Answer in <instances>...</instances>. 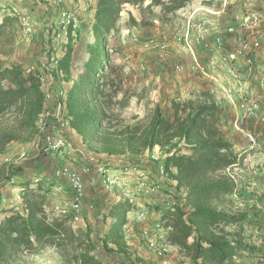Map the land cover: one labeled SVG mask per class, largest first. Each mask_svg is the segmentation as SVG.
<instances>
[{
  "label": "trees",
  "instance_id": "1",
  "mask_svg": "<svg viewBox=\"0 0 264 264\" xmlns=\"http://www.w3.org/2000/svg\"><path fill=\"white\" fill-rule=\"evenodd\" d=\"M149 1V3H147ZM191 0H96L93 30L96 44L92 58L79 80L66 92L71 127L89 151L106 156L140 154L160 147L169 177L185 190V202L164 210L161 221L166 240L184 252L191 264H236L242 252H252L242 229L226 232L223 227L245 222L247 214L232 207L233 195L242 196L225 169L238 161L237 151L227 141L219 125V107L210 98L201 104L171 101L170 112L154 107L147 124H113L102 73L105 36L113 29L125 5L135 7L140 16L152 15L159 7L163 16L184 8ZM130 19L135 21L130 14ZM8 20L3 18V24ZM70 49L58 61L57 70L68 75ZM105 79V80H104ZM40 75L35 70L11 66L0 68V155L12 142L36 134V118L43 107ZM187 151L186 152H184ZM239 183V182H238ZM23 211H10L0 222V264H17V258L38 255L46 248L66 256L73 264H111L93 254L87 229L74 230L63 217H51L44 198L29 187L21 195ZM114 224L103 234L101 246L108 253L128 254L122 229L132 205L113 202L109 207ZM251 221V220H250ZM191 239L192 241H189ZM130 264L135 260L128 258Z\"/></svg>",
  "mask_w": 264,
  "mask_h": 264
},
{
  "label": "rangeland",
  "instance_id": "2",
  "mask_svg": "<svg viewBox=\"0 0 264 264\" xmlns=\"http://www.w3.org/2000/svg\"><path fill=\"white\" fill-rule=\"evenodd\" d=\"M95 4L96 0H63V8L71 14L70 23L63 34L61 29H57L54 25V21L57 19V8L51 7L46 1L24 0L18 4L14 0H0V25L4 17L8 18L0 30V68L18 66L24 70L37 71L40 78L43 79L44 87L41 89L43 91L49 86L68 89L73 82L79 80L92 58V49L96 44V37L92 31ZM263 6L264 0H191L184 8L165 16L162 15L159 7H153L152 15L145 13L144 16H140L135 7L123 6L115 27L105 36L103 60L97 63L98 67L101 66V63L104 64L100 75L104 76L107 86H110L107 87L109 95L106 101L110 107L109 112L112 114L113 124L116 119H121L124 124L129 125L136 122L147 124L155 106L158 105L163 110L170 112L173 100L191 102L194 105L210 100L211 96H206L203 93L182 95V90L179 87L187 86L183 85L186 82L188 86L193 81H197L199 84L206 82L201 76L190 70L192 55L190 56V53L183 48L181 38L187 20L190 19L196 23L203 18L211 19L216 30L210 31L209 35L213 32L219 35L222 33H218V30L231 24H237L244 15L251 11L262 10ZM12 8H16L17 12H13ZM204 9L212 11V13H219L212 16ZM130 14L135 21L130 19ZM21 16L27 17L35 24V30L31 36L24 34L19 21ZM260 34L264 48V26L260 28ZM234 45L231 41L226 43L225 48L229 50ZM197 46L198 44H195V47ZM67 49H70V62L68 75H65L51 64V58L57 57L60 60ZM257 61V65L262 68V75H264V61L260 62V58ZM179 65H184L183 72L178 71ZM220 100L222 101V99ZM230 114H232L231 111L228 115L230 116ZM244 122L240 124L239 128L244 127ZM255 136L257 137V135ZM34 137L8 144L3 154L0 155V169L4 166L3 159L5 157H14L15 154L11 153L13 151L11 147L22 148L21 151H31ZM261 139L258 138V141L263 142ZM73 143L75 140L71 139L70 147L79 152V154H75V161L66 157V151L62 155L64 159L59 160L65 164L67 160V164L74 167L103 162L113 169H121L125 166L152 165L153 156L162 158L164 156L160 147H155L152 151L140 154L110 157L89 151L87 146L83 143L84 146H81L79 141L76 144ZM262 144L260 150L248 151L240 158V166L236 171L239 175L238 188L243 186V182H247V179L251 180L253 176H250V171L264 165V143ZM241 151H237V153ZM184 152L187 153L185 150ZM259 158L261 159L258 162L261 165H256L255 160L257 161ZM28 164L32 171L29 173L30 181L38 174L42 175V180L39 183L28 182L27 185L31 184L28 186L29 188L35 190L44 199L47 196L56 198L57 195H63V192L56 190V185H51L54 171L52 169L57 165L55 162L53 163L48 158L44 167L41 166L40 172H38L40 166L34 165L32 160L28 161ZM261 171L263 172V170ZM23 192L24 189L18 192L20 198ZM260 194V199L264 200L263 187ZM102 200L103 204L97 211V221L94 223L89 222L90 219H84L85 223L91 226L90 240L94 246L93 254L99 260L111 264H130L128 262L130 257L131 260L146 264H191L185 253L180 250L172 252L165 258H156L137 240L128 245L129 255L108 253L101 246L100 239L103 236L104 226L110 224L111 220L115 218L111 216L108 209L112 206L114 199L102 197ZM110 201L111 204L108 205ZM235 206L237 205L232 203L236 212L243 208L236 209ZM140 207L141 205H132L130 214L126 216V223H129L133 228L134 233L141 228L133 221L134 215L139 209H142ZM262 208L264 209V203ZM59 210L60 208H55L47 212L51 217H60ZM251 218L249 217L248 220ZM248 224L250 225L245 220V222L233 226L241 227L242 234L246 235L249 233L245 232L247 227L243 225ZM228 227L231 228L228 230L231 233L238 230L232 226ZM72 228L77 230L79 227L75 225ZM160 235L166 240V230L161 231ZM245 235L242 236L247 243L248 238ZM249 255L250 253L243 256L241 253L238 257L242 260L250 258ZM26 258L23 264H73L66 259V256L52 248H46L35 257L28 255Z\"/></svg>",
  "mask_w": 264,
  "mask_h": 264
},
{
  "label": "built area",
  "instance_id": "3",
  "mask_svg": "<svg viewBox=\"0 0 264 264\" xmlns=\"http://www.w3.org/2000/svg\"><path fill=\"white\" fill-rule=\"evenodd\" d=\"M14 1L20 4L24 0ZM43 1H46L51 7L57 8V19L54 21V25L65 34L71 14L63 8V0ZM12 10L17 12L16 8H12ZM204 11L212 16L215 15L214 12L207 9ZM19 21L24 34L31 36L34 33L35 24L25 16H21ZM212 26L211 19L203 18L196 23L190 19L187 20L181 40L183 48L192 55L190 70L204 80L220 86V91L224 94L223 104L240 114L233 123L235 129H239L241 120L264 124V99L251 94L247 87L250 85L248 81L252 76L253 69L258 67L253 55L264 54L260 34V28L264 26V6L262 10L247 13L237 24L226 26L222 34L215 33L213 45L214 50L218 52V59L214 58L202 63L195 58V44H203L207 47L206 39L210 31L216 30V27ZM225 34H228L227 38H231L235 44L229 50H226L227 41L222 36ZM58 61L57 57L51 58V64L55 68H57ZM221 63L226 64L229 77L220 74V79H214L213 71ZM177 69L183 72L185 67L179 65ZM242 71H246L249 77H243ZM229 79L231 84L226 83ZM42 81L43 79L40 78L41 89L44 87ZM257 83L258 88L264 91V76ZM66 92L67 89H58L55 86H49L43 91V107L35 122L36 134L31 155L33 158L48 159L53 154L59 157L70 148V137L75 134V131L71 127V117L66 105ZM246 138L247 145L238 154L237 163L224 171L235 184H238L239 181L236 171L240 166L242 155L248 151L260 150L263 145V142L258 141V138L252 133H248ZM31 156L27 151H21L14 158L5 157L3 159L5 169L0 182V195L4 187L17 188L20 180L26 178L25 175L20 176L18 171ZM164 157L153 156L152 165L125 166L118 170L103 162L90 163L80 171L66 166L55 169L52 173V180L65 181L71 191L70 200L59 210L60 217L67 219V223L72 227L84 223L82 218V203L85 196L83 176L94 172L100 178V189L105 196L112 197L114 202L126 201L131 205H141L142 209H139L133 217V221L141 226L139 231L134 233L129 223L123 226L122 235L126 245H131L134 240H137L156 258L169 256L179 248L171 245L160 235L161 231L167 230L161 221V216L164 210H173L176 206L184 204L185 190L178 189L176 181L169 177L164 165ZM243 160L245 161V159ZM41 180L42 175H37L32 179V183L36 184ZM56 190L63 192V184L59 182L56 185ZM233 196L236 197V194ZM110 204L111 201L108 202V205Z\"/></svg>",
  "mask_w": 264,
  "mask_h": 264
},
{
  "label": "crops",
  "instance_id": "4",
  "mask_svg": "<svg viewBox=\"0 0 264 264\" xmlns=\"http://www.w3.org/2000/svg\"><path fill=\"white\" fill-rule=\"evenodd\" d=\"M147 3H149V1ZM224 29L222 28L218 30V33L224 32ZM222 36H224L225 41H227L226 43H230L231 41H233L231 38L229 39L227 38L229 36L228 34H225ZM214 38H215V33L213 32L206 39L207 47L203 46V44H200V45L198 44V46L195 47V50H194L195 58H198V60L201 61L202 63H206L209 60L214 59V58L218 59V52L214 50V45H213ZM189 55L191 56V54ZM263 55H253V59L256 62L258 58H260V62H263L264 61ZM246 73H247L246 71H242L243 77L244 76L249 77V74H246ZM220 74L226 77H229L228 68L226 67V64H223V63L219 64L218 68L215 69V71H213V78L220 79L221 77ZM263 76L264 75H262V68L260 67L254 68L252 72V76H250L249 81H248L250 85L247 86L251 94L261 99H264V91L258 88L257 82H259V80H261ZM229 80L226 82L227 84H231V80L230 81ZM183 85H187V86H179L180 89L182 90V95L183 94L188 95L189 93H193L194 95L203 93L206 96L207 95L211 96V98L216 102L217 105H220L223 103V101H221L220 99L224 97V94L223 92L220 91V86L214 85V82L206 81L204 82V84H199L197 81L196 82L193 81V83L189 84V86L187 82L186 84H183ZM228 110L231 111L232 113L230 114V116L228 115L229 113ZM219 111H220V115H219L220 119L218 123L220 125V129L222 130L227 141L233 145L236 151H241L242 149L246 147L247 145L246 135L248 133H253L257 135L258 138H262L261 140L264 143V124H259L256 121L255 122H248V121L244 122L241 120V124H243L244 122V127L242 126V128L235 129L233 127V123L235 119L238 116H240V114H238V112H236L235 110L225 109L223 107H219ZM71 139L75 140V143L73 144H76V142L79 141L81 146H84L82 144L81 137L78 136L76 132L75 134H73V136L70 137V140ZM21 149L22 148H19V147L18 148L11 147V150H13L11 153L13 155L15 154L14 157H16L21 152ZM32 149L31 151H28L29 156L32 155ZM74 149L75 148L70 147L65 152L66 153L65 155L69 160L72 159L75 161V158H74L75 154H79V152L75 151ZM101 155H104V154H101ZM49 159L53 163L55 162L57 164L56 167H53L52 170H55L62 166H66V167L80 171L83 167L88 165L86 164V165H81L80 167H74L71 164H67L68 163L67 160H66V164L60 161L59 159H64V158L62 156L57 157L55 154H53ZM260 159L261 158H259V160L257 161L255 160L256 165L260 164V162H258L260 161ZM31 160L33 161L34 165L40 166L38 169L39 170L38 172H40L42 170L41 166L44 167L43 165L46 164L48 159H45V158L42 159V157L33 158L31 156V158H29L24 163L22 168L18 171L20 176L25 175L26 178L20 180V183L17 188L12 189V187H9V186L3 188L2 194L0 195V222L5 216H8L10 214V211H18V212L23 211V205H22L21 198L19 197L18 192L22 191L28 186H31V184L27 185L28 182H32V180L30 181L31 177L29 176V173L30 172L32 173V171L30 168V164H28V161H31ZM4 169H5L4 166L0 169V182L3 179ZM261 170H263V172ZM249 174L250 176H253V177L251 178V180L247 179L248 180L247 182L246 181L243 182L246 185V187L241 192L242 196H239V197L233 196V198H231L232 202L235 205H237L235 206L236 209H238L239 207H243L241 209H238V212H245L247 214L246 220L248 221V223H250V225L248 224V225H243V226L247 227L246 228L247 230L245 232L249 234H246V235L242 234V235H245V237L248 238L247 243L253 249L252 252H249L250 258H247V259L243 258L241 260L239 257L237 259V263L239 264H258L259 262H261L262 264H264V209L262 208V204L264 203V200L260 199V196H261L260 191L262 187L264 189V167L260 166V168L259 167L254 168L252 171H250ZM59 182L62 183L64 186L63 195H57L56 198H51L50 196H47V198L44 199V205H45L44 209L46 212L49 210H53L55 208L56 209L61 208L64 206V204H66L70 200L71 191H70L68 184L65 181L57 182L53 179L51 181V185H57ZM83 183H84L85 196H84L83 203H82V218H83L84 223L79 224L78 229H81L84 232L88 229L89 232L91 233V230H90L91 226L89 224H86L84 219L85 218L90 219L89 222L95 223L98 219V216H97V211L99 210L98 208L101 207L103 204L102 197H107V196H105V194L102 193L100 189V178L94 172H91L88 175H84ZM38 191L40 192V190ZM249 217H252L251 221L248 220ZM114 222H115V219H112L110 224H107L106 226H104L103 234L107 232V230L114 224ZM232 227H235V226H232ZM235 228H237L238 230L241 229V227H235ZM223 229L226 232H228V230L231 228L227 226V227H223ZM189 241H192V240L189 239ZM247 254L248 252H242L243 256ZM30 256L35 257L36 255H30ZM26 259H27L26 256H22L21 259L20 257L17 258V264H23L24 260ZM128 262L130 263V261ZM136 262H137L136 264H146L141 261L139 262L136 261Z\"/></svg>",
  "mask_w": 264,
  "mask_h": 264
}]
</instances>
